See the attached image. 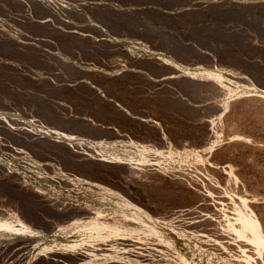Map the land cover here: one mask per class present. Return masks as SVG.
Masks as SVG:
<instances>
[{"label": "rangeland", "instance_id": "obj_1", "mask_svg": "<svg viewBox=\"0 0 264 264\" xmlns=\"http://www.w3.org/2000/svg\"><path fill=\"white\" fill-rule=\"evenodd\" d=\"M246 4V0H0V264H235L236 260L238 264H245L243 256H249L251 264H264L262 246L256 248L250 243L239 244L240 240L229 241L220 235H217L218 238L214 232L204 230L203 225L197 226L195 221L198 218L195 216L201 215L200 212L218 213L221 219H232L234 215L233 222L237 219L229 207L221 208L227 209L226 212L221 209L215 211L216 207H212L216 205L217 198L224 197L221 193L225 187L222 178L217 182L219 186L215 185L216 189H209L210 196H214L215 200L210 197L208 202L196 195L204 193L202 189L208 185V177L214 172L207 173L209 175L201 172V176L200 171L197 173L194 170L196 173L192 172V176L196 175L194 178H198V183L204 182L195 189L199 192L192 194L196 199L183 197V200L177 194L179 201L176 204L179 207L175 204H170L174 206L170 207L155 199L150 202L148 196L144 197L137 183L141 179L134 180L132 173L125 169L127 164L130 168H143L145 172L150 167L152 173L174 161L176 165H186L191 162L193 153L198 151L200 141L197 139L172 136V133L166 132L167 124L159 121L162 119L159 108L164 104V110L169 108L176 114L184 111L186 115L200 113L202 117L199 114L198 117L201 118L212 116L216 119V130H220L223 136L230 133L226 129L229 131L233 127V133L248 138L245 140L250 151L234 149L230 156H219L217 161L237 166V179L241 178L240 184L242 180L244 183H236L238 188L232 183L225 189L229 188L232 193L242 192L246 199L253 198L250 201L252 209L264 220V147H256L264 145L263 127L258 124L250 127L248 123L242 125L238 121L230 122L232 126L221 123L223 110L220 106L223 101L242 100L246 95L244 91L251 84H257L258 89L264 90L263 78L259 79L257 73L254 75L247 62L249 59L256 66L262 53L264 55L261 52L262 49L264 51V30H257L256 25L249 37L245 21ZM241 64L246 65L242 67ZM118 76L134 82L136 86L130 94L138 96L137 99L132 98V101L129 98L128 89V96H123L125 91H121L115 83ZM180 81H183L182 84ZM260 83L263 87L258 85ZM218 90L224 93L221 95ZM148 100L151 101L148 103ZM137 102L141 105L138 106ZM150 102H155L159 108L152 103L157 107L153 111L154 106ZM125 103L128 106L125 107ZM129 105L133 107L130 109ZM190 105L192 107L189 108ZM216 116H220L222 121L219 118L217 121ZM119 117L126 122H117ZM131 119L144 122L138 125L140 120L138 124L132 120L135 123L133 126L137 127L131 130L128 129ZM157 122H160L158 127ZM146 126L150 130L147 136L150 138L154 134L152 137L155 139L151 137L149 140L142 134L140 130ZM252 137L262 143L255 142ZM191 140L197 141V144L193 142L192 145ZM251 140L256 148H252L255 144ZM151 146L162 152L157 154ZM186 156L184 161L187 162H181ZM155 161L162 166L156 163L159 168L153 167L152 164L156 166ZM146 163L151 164L148 169L144 168ZM114 169L124 170L125 174L120 170L114 173ZM216 175L219 177V174ZM168 205L169 208H166ZM162 206L163 209H160ZM177 207L182 208L179 213H174L175 217L169 214L177 211ZM171 208L177 210L171 211ZM185 209L192 211L193 218L190 219L192 216L188 211L184 213ZM171 219L173 221L169 222ZM195 226L201 227V232ZM166 228L172 233L170 240L162 233ZM156 229L160 234L155 233ZM156 234L158 237H154ZM203 235H208L207 239ZM185 240L195 243L197 250L190 252L184 244ZM233 258L235 260L231 262Z\"/></svg>", "mask_w": 264, "mask_h": 264}, {"label": "bare ground", "instance_id": "obj_2", "mask_svg": "<svg viewBox=\"0 0 264 264\" xmlns=\"http://www.w3.org/2000/svg\"><path fill=\"white\" fill-rule=\"evenodd\" d=\"M236 1V0H235ZM246 2H247V4H246V29H247V32H248V35H249V37H251L250 36V34H252V32L253 31H255L254 30V28H255V26L257 25L258 26V28H257V30H261V31H263L264 30V0H246ZM245 7V6H244ZM256 29V28H255ZM258 31V32H259ZM256 33V32H255ZM254 33V34H255ZM243 34V33H242ZM259 34H261V33H259ZM262 34H263V32H262ZM259 36V35H258ZM256 38V37H255ZM246 39V38H245ZM250 40H251V38H249ZM254 39V38H253ZM253 39H252V41H253ZM257 39V38H256ZM249 40V41H250ZM248 41V40H247ZM248 41V42H249ZM259 41H261V40H259ZM251 42V41H250ZM248 45V44H247ZM263 45L264 44H262V47H263ZM243 46V45H242ZM241 47V46H240ZM244 48H245V46H244ZM243 48V49H244ZM240 49V48H239ZM256 49V48H255ZM259 49V48H258ZM239 51V50H238ZM258 51H260V50H258ZM251 52V51H250ZM261 52H264L263 51V49H262V51ZM259 53V52H258ZM254 54H256V53H254ZM182 55V54H181ZM258 55V54H257ZM183 56V55H182ZM249 57V56H248ZM257 57V56H256ZM259 57V56H258ZM264 55H263V53H262V56H261V59H260V61L257 63V65L255 66V64L252 62V61H250L249 59L247 60V62H248V67H250L251 69H252V71L253 72H255L254 73V75H256V73H257V75H258V77H259V79L260 78H263V80H264ZM232 60V59H231ZM163 61V60H162ZM224 61V60H223ZM237 62H239V61H237ZM125 64V63H124ZM176 64V63H175ZM227 64V63H226ZM253 64H254V66H253ZM120 65V64H119ZM123 65V64H122ZM242 65V64H241ZM245 65L246 64H243L242 65V67L244 66L245 67ZM131 67V66H130ZM219 67V66H218ZM129 68V67H128ZM118 69V68H117ZM249 70V69H248ZM212 71V70H211ZM245 71V70H244ZM243 71V72H244ZM250 71V70H249ZM248 71V72H249ZM252 72V73H253ZM124 73V72H123ZM225 73V72H224ZM246 73V72H245ZM227 74V73H226ZM231 74V73H230ZM151 75V74H150ZM153 75V74H152ZM172 75V74H171ZM182 75V74H181ZM186 75V74H185ZM192 75V74H191ZM214 75V74H213ZM225 75V74H224ZM169 76V75H168ZM172 76H174V75H172ZM119 77L120 76H118V78H116V79H118L117 80V82H115L116 83V85H118V87L120 88V90L121 91H125V92H122V93H124L123 94V96L125 95L126 97L128 96V94H130V92H132V90L134 89V87L136 86V85H134V82H131L132 80H130V81H126V80H124L123 78H127V77H120V79H119ZM195 77V76H194ZM202 77V76H201ZM236 77H238V76H236ZM153 78H155V77H153ZM175 78V77H174ZM223 78V77H222ZM176 79H178V78H176ZM190 79V78H189ZM192 79V78H191ZM190 79V80H191ZM199 79V78H198ZM242 79V78H241ZM252 79V78H251ZM258 79V80H259ZM195 80V79H194ZM193 80V81H194ZM200 80V79H199ZM205 80V79H204ZM247 80V79H246ZM250 80V79H249ZM197 81V80H196ZM195 81V82H196ZM242 81V80H241ZM260 81V80H259ZM170 82V81H169ZM181 82V84H182V82L183 81H180ZM194 82V83H195ZM200 82V81H199ZM207 82V81H206ZM209 82V81H208ZM243 82H244V80H243ZM254 82H255V80H254ZM107 83V82H106ZM216 83H218V82H216ZM234 83V82H233ZM257 83V82H256ZM136 84V83H135ZM197 84V83H196ZM211 84H212V80H211ZM222 84V83H221ZM247 84H248V82H247ZM246 84V85H247ZM139 85H141V84H139ZM185 85V84H184ZM194 85V84H193ZM202 85H204V84H202ZM218 85V84H217ZM258 85H262L261 83L260 84H258ZM209 85H206V87H208ZM221 86V85H220ZM233 86V85H232ZM242 86H243V84H242ZM256 86H257V84H256ZM256 86H252V84H251V86H246L247 88H246V90L244 91V94H246L245 96H243L244 98H242V100H237V102H236V100L235 101H231V100H225V101H223V105L222 106H220L221 107V109L223 110V121L219 118V117H217V121H219V119H220V121H222L221 123L222 124H224V123H228L229 125H230V122L232 123V122H234V121H238L239 123H241L242 125H244V124H249L250 125V127H251V125H259V126H261V127H263L264 128V90H261V89H258V87H256ZM177 87V86H176ZM226 87V86H225ZM262 87H263V85H262ZM111 88V87H110ZM210 88V87H209ZM211 88H212V86H211ZM213 88H215V87H213ZM259 88H261V87H259ZM127 89H128V91H129V93H128V91H127ZM131 89V90H130ZM169 89V88H168ZM204 89V88H203ZM218 89V88H217ZM220 89V88H219ZM138 91L140 90V89H137ZM137 90H134V91H137ZM225 90V89H224ZM196 91H198V90H196ZM202 91V90H201ZM215 91H216V89H215ZM218 91H220V90H218ZM140 92H141V90H140ZM140 92H137V93H139L140 94ZM179 92V91H178ZM177 92V93H178ZM183 92V91H182ZM181 92V93H182ZM206 92V91H205ZM208 92H209V90H208ZM120 94H121V92H119ZM127 95H126V94ZM134 93V92H133ZM143 93V92H142ZM141 93V94H142ZM155 93V92H154ZM167 93V92H166ZM180 93V92H179ZM201 93V92H200ZM220 93H221V91H220ZM219 93V94H220ZM222 93H224V92H222ZM222 93H221V95H222ZM232 93V92H231ZM190 94V93H189ZM203 94V93H202ZM205 94H207V92L205 93ZM204 94V95H205ZM211 94V93H210ZM218 94V93H217ZM218 94V95H219ZM135 95V94H134ZM154 95V94H153ZM178 95V94H177ZM184 95V94H183ZM194 95V94H193ZM197 95V94H196ZM209 95V94H208ZM211 95H216L215 93L214 94H211ZM130 96H132V97H130ZM160 96V95H159ZM182 96V95H181ZM180 96V97H181ZM232 96H234V95H232ZM237 96V95H236ZM114 97V96H113ZM126 97H124V99L126 98ZM138 97V96H137ZM137 97L136 96H133V94L131 95H129V98H133L134 100L135 99H137ZM141 97V96H140ZM140 97H139V99H140ZM161 97V96H160ZM192 97H194V96H192ZM196 97V96H195ZM242 97V96H241ZM129 98H127V100L129 99ZM176 98V97H175ZM191 98V97H190ZM216 98V97H215ZM239 98V97H238ZM133 99H132V101H133ZM148 99V98H147ZM157 100L158 99H160V98H156ZM188 99V98H187ZM192 99V98H191ZM196 99H198V96L196 97ZM199 99H200V97H199ZM214 99V98H213ZM235 99V98H234ZM237 99V98H236ZM126 100V101H127ZM161 100H163L162 98H161ZM200 100H202V98L200 99ZM147 101V100H146ZM149 101H151V100H148V103H149ZM206 101V100H205ZM125 102V101H124ZM171 102V101H170ZM202 102H204V100L202 101ZM211 101H209V103H210ZM216 102V101H215ZM218 102V101H217ZM128 103V102H127ZM130 103V102H129ZM133 103V106H134V102H132ZM139 102H137V104H138ZM141 103V102H140ZM138 104V106H140L141 104ZM152 103H155V102H152ZM151 102H150V105H153ZM159 103V102H158ZM165 103H167V100H166V102ZM212 103V102H211ZM156 104V103H155ZM219 104V103H218ZM124 105V104H123ZM132 105V104H131ZM131 105H129L130 106V109L133 107V106H131ZM146 105V104H145ZM148 105V104H147ZM165 105V104H164ZM164 105L162 106V107H164ZM126 106H128V105H126V103H125V107ZM137 106V105H136ZM138 106H137V110H138ZM154 107L152 108V110L154 111V109L156 108L157 109V107L159 108V106H157V104H156V106L155 105H153ZM167 106V105H166ZM211 107L210 108H212V105H210ZM123 107V106H122ZM121 107V108H122ZM135 107V106H134ZM152 107V106H151ZM161 107V106H160ZM159 108V109H161V111H160V113H163L164 111L166 112H171V113H169V114H167V115H163V114H160L159 112V117H162V119H158L159 121H161V123L162 122H165V124H167L166 126V128H168V130L166 131L167 133H169V134H171L172 133V136H173V134H175V135H177V136H179V137H184V138H187V137H191V138H193V139H197L198 141H200V142H198V143H200L199 144V147H198V151H196L195 153H193V157H192V155H190L189 154V156H191L192 158H191V162H189V163H186V165L185 164H180V165H183V166H180L179 164L178 165H176L175 163H177V162H173L172 164L170 163H167V166L165 165V166H163V167H161L160 169H157L156 171H152V173H150V163H146V166L144 167L145 169L147 168L148 169V167H149V171L147 170L146 172H145V170L142 168V167H140V168H142V169H137V168H130V167H128V164L126 165L127 167L125 168L123 165H121L122 167H124L126 170H128L129 172H131L132 173V176L134 177L133 179L135 180H137V179H141L140 181H137V183L139 184V187L141 188V190L143 191V193H144V197L145 196H148L149 198H150V202H151V200L152 199H155V200H157L158 202H161V203H165V204H175V207L176 206H178L176 203H178V201H179V196H177V194H179L180 195V197L181 198H183V197H185L186 199H189V200H192L193 198L194 199H196L194 196H192V194L194 195V193L193 192H195V194H196V191L197 190H195V189H198V187L199 186H201V185H199V184H202V185H204V182L202 181V182H197V180H198V178H194V176L196 177V175H194V176H192V174H194V173H198V171H200V175H201V172H204L205 174H207V173H209L210 172V174H212L211 172H214L213 173V175H209V174H207V175H209V177H208V185H204V186H206V187H204V189H202V190H204V193H197L196 195H198V197H200V199L202 198L203 200H208V202H209V199H210V197H212V196H210V191H209V189L210 188H214V189H216L215 187V185H217L218 184V186H219V184L220 183H217L218 182V180L220 179V178H222V180L225 182V187H224V189L221 191V193L223 192L224 193V197H221V198H217L218 199V201L216 202V205H214V206H212V207H216V210L215 211H218L219 209H221L222 207H224V209L226 208V207H229L228 209L229 210H231V209H233V212H235L234 214H235V218L237 217V219H236V221L235 222H233V220L232 219H234L233 218V216H231L232 217V219H230V217H229V219H221V217H219L218 216V213H217V215L216 214H211V213H204V214H202L201 212H200V214L201 215H197L196 214V216H198V217H196L195 216V218H198V220L197 221H195V222H198V224H197V226H201L202 227V225H203V227H204V230L205 229H208L207 231L208 232H210V231H212V232H214L215 234H216V237H218L217 235H220V236H224L225 238H227L229 241H230V239H233V240H240L239 242V244H241L242 242H244V243H250V244H252L254 247H256V248H261V246H262V250H263V252H264V220H263V218H262V216H260L261 218H259V216H257L256 215V213L254 212L255 211V209L253 210L252 209V205H251V203H250V201L251 200H253V198L250 200L249 198H247L246 199V195L245 196H243V195H241V193L239 194V191H238V193H232V192H230L229 190V188L228 189H225L226 187H229L232 183H237V184H239V185H242L244 182H243V180H242V184H240V179H237V173H236V171H235V169L237 168V166L235 167V164L234 163H230V162H226V161H222L223 163H219L217 160H218V157L219 156H230L234 151V149H238V150H240V149H247L248 151H250V149L251 148H249V146H247V140H245L246 138H244V137H240V135H237L238 133H233V131H232V129H233V127H232V129L230 130L229 129V131L226 129V131L227 132H230V133H228V135H222V133L220 134V130H216V129H218V128H216L215 126H216V124L217 123H215L214 121H216V119H213V117L212 116H210V117H212V119H210V117L209 118H201L202 116L200 115V113H198L201 117H198L199 115L198 114H195V112L194 113H188L187 115L185 114L186 112H184V111H181V112H179V110H181V109H179L178 110V114H176V112H174L173 113V111L171 110V109H169V108H165L166 110H164L163 108ZM190 107H192L191 105L189 106V108ZM94 109V108H93ZM124 109V108H123ZM126 109V108H125ZM128 109H129V107H128ZM129 109V110H130ZM146 109H148V108H146ZM155 109V110H156ZM173 109V108H172ZM188 109V108H187ZM200 109V108H199ZM122 110V109H121ZM182 110H184V109H182ZM190 110V109H189ZM197 110V109H196ZM206 110V109H205ZM207 110H209V109H207ZM211 110V109H210ZM122 111H124V110H122ZM122 111H118V113L120 112H122ZM131 111V110H130ZM151 111V110H150ZM219 111V110H218ZM126 112V111H125ZM132 112H134V111H132ZM136 112H138V111H136ZM187 112H191V111H187ZM203 112V111H202ZM208 112V111H207ZM206 112V113H207ZM146 113V112H145ZM149 113V112H148ZM216 113V112H215ZM185 114V115H184ZM202 114H204V112L202 113ZM208 114V113H207ZM105 115V114H104ZM152 115V114H151ZM212 115H213V112H212ZM219 115V114H218ZM156 116V115H155ZM109 117V116H108ZM116 117H118V115H116ZM121 117V116H120ZM119 117V119L120 120H118V118L116 119V121L118 122V121H121V122H126L125 120L123 121V119H121ZM148 117H150V116H148ZM154 117V116H153ZM123 118H126V117H123ZM219 118V119H218ZM134 119V118H133ZM133 119H131L130 120V122H132V120ZM145 119V118H144ZM146 119H148L147 117H146ZM153 119H155V117L153 118ZM111 120V119H110ZM127 120H129L128 118H127ZM140 120V119H139ZM139 120L137 119V121H134L135 123H139ZM141 122L138 124V125H140L142 122H144L143 120H140ZM128 123H126V124H124V125H126V126H128V124H129V121H127ZM146 122H148V121H146ZM166 122H168V123H166ZM120 123V122H119ZM135 123H130L129 124V126H128V129H134V128H136L137 127V125H135V126H133ZM219 123V122H218ZM147 123H145V125H146ZM149 124V123H148ZM151 124H154V123H151ZM164 124V123H163ZM164 124V125H165ZM160 125V122H157V127ZM219 125V124H218ZM235 125V124H234ZM242 125H241V127H242ZM220 126H221V124H220ZM230 126H232V125H230ZM247 126V125H246ZM152 127H155L154 125H152ZM162 127V126H161ZM161 127H159V128H161ZM239 127V126H238ZM253 127V126H252ZM150 128H151V125H150ZM158 128V129H159ZM225 128V127H224ZM229 128V127H228ZM249 128V127H248ZM256 128V127H255ZM257 128H258V126H257ZM263 128H261L262 130H264ZM157 129V130H158ZM162 129H165L164 127L162 128ZM241 129V128H240ZM244 129V128H243ZM246 129V128H245ZM259 129V128H258ZM103 130V129H102ZM156 130V129H155ZM225 130V129H224ZM253 130V129H252ZM256 130V129H255ZM129 131V130H128ZM141 132H142V134L144 135V136H147V135H149L150 134V130L148 129V126H146V127H142L141 128V130H140ZM154 131V130H153ZM161 131V130H160ZM165 131V130H164ZM163 131V132H164ZM248 131V130H247ZM257 131H261V130H257ZM141 132H139V134H141ZM224 132V131H223ZM234 132H236V131H234ZM245 132V131H244ZM111 133V132H110ZM155 133V132H154ZM159 133V132H158ZM103 134V133H102ZM163 133L161 132V135H162ZM165 134V133H164ZM168 134V135H169ZM240 134V133H239ZM242 134H243V131H242ZM257 134V133H256ZM138 135V134H137ZM152 135H154V134H152ZM152 135H150V138L152 137ZM161 135H158L159 137L161 136ZM166 135V139H168L167 138V134H165ZM164 135V136H165ZM249 135V134H248ZM260 135H262V134H260ZM157 136V137H158ZM241 136H244V135H241ZM246 136V135H245ZM250 136V135H249ZM248 136V137H249ZM254 136H257V135H254ZM259 136V135H258ZM139 137V136H138ZM142 137V135L140 136V138ZM148 137V136H147ZM162 137V136H161ZM175 138H176V136H174ZM173 137V138H174ZM149 137L147 138V139H149V140H151ZM153 139H155V137H152ZM191 138H188V139H191ZM244 138V139H243ZM142 139V138H141ZM143 139H145V140H147L146 138H144L143 137ZM158 139V138H157ZM248 139V138H247ZM250 139V138H249ZM251 139H253L254 140V138L252 137ZM262 139V138H261ZM149 140H147V142L149 143ZM187 140V139H186ZM140 141H143V140H140ZM153 141V140H152ZM156 141V140H155ZM177 141H178V139H177ZM182 141H183V139H182ZM249 141V140H248ZM255 142H260V143H262V142H264L263 141V139H262V142H261V140H259V139H257L256 140V138H255V140H254ZM130 142V141H129ZM146 142V143H147ZM170 142V141H169ZM180 142V144L179 145H181L182 144V142L181 141H179ZM191 142H192V140H191ZM193 142L194 143H196L195 142V140H193ZM193 142H192V145H193ZM247 142V143H246ZM251 142H252V140H251ZM135 143H137V142H135ZM160 143V142H159ZM186 143V142H185ZM187 143H189V141L187 142ZM253 143V142H252ZM252 143H250V144H252ZM127 144V143H126ZM129 144V143H128ZM151 144V143H150ZM183 144H184V141H183ZM182 144V145H183ZM197 144V143H196ZM253 144H255V143H253ZM141 145V144H140ZM149 145V144H148ZM154 145V144H153ZM160 145V144H159ZM181 145V146H182ZM138 146V145H137ZM147 146V145H146ZM168 146V145H167ZM252 146V145H251ZM250 146V147H251ZM254 146H256V144L255 145H253L252 146V148H256V147H260V149H262L263 147H264V145H261V146H259V145H257L256 147H254ZM151 147H153V146H151ZM180 147V146H179ZM178 147V148H179ZM185 147V146H184ZM188 147V146H187ZM118 148H120V147H118ZM146 148V147H145ZM147 148H149V150H150V146H147ZM161 148V147H160ZM167 148V147H166ZM153 150L154 149H156L155 147H153L152 148ZM181 149V148H180ZM188 149V148H187ZM157 150V149H156ZM190 150V149H189ZM195 150V149H194ZM197 150V149H196ZM264 150V149H263ZM150 151H152V150H150ZM155 151V150H154ZM251 151H253V150H251ZM257 150H255V152H256ZM158 152L160 153V152H162V151H159V150H157L156 151V153L158 154ZM188 152V151H187ZM152 153V152H151ZM167 153V152H166ZM171 153V152H170ZM236 153V152H235ZM239 153V152H238ZM251 153V152H250ZM253 153V152H252ZM155 154V153H154ZM157 154H155L156 155V157H157ZM161 154H163L164 155V153H161ZM241 154V153H240ZM255 154V153H254ZM130 155V154H129ZM155 155L153 156L154 158H155ZM179 155V154H178ZM160 156V155H159ZM171 156V155H170ZM174 156H176L175 154H174ZM247 156H249V154L247 155ZM253 156H255V155H253ZM252 156V157H253ZM163 156H161L160 158H162ZM181 156H178V159L180 158ZM236 157V156H235ZM244 157V156H243ZM252 157H250V158H252ZM257 157V156H256ZM255 157V158H256ZM139 158V157H138ZM159 158V159H160ZM164 158H166V157H164ZM169 158V157H168ZM186 158H187V156L186 157H183V160H180L181 162L182 161H184V160H186ZM264 158V157H263ZM158 158H156V160H157ZM169 159H171V161L172 160H174V159H172V157H170ZM169 159L168 160H164V159H162V160H164L165 162H167V161H169ZM176 159V158H175ZM178 159H177V161H178ZM181 159V158H180ZM230 159V158H229ZM227 160V159H226ZM241 160V159H240ZM255 160V159H254ZM259 160V159H258ZM128 161V160H127ZM142 161H144V160H142ZM164 161H163V163H164ZM170 161V162H171ZM247 161V160H246ZM251 161V160H250ZM257 161V160H256ZM256 161H254V162H256ZM69 162V161H68ZM179 162V161H178ZM184 162H187V161H184ZM260 162V161H259ZM264 162V161H263ZM151 163H153V161L151 162ZM156 163H157V165L159 164L160 166H162L161 164L162 163H158L157 161H155V165H156ZM180 163V162H179ZM244 163H246V162H244ZM87 164V163H86ZM97 164V163H96ZM166 164V163H165ZM237 164H239V163H237ZM236 164V165H237ZM242 164V163H241ZM108 165V164H107ZM106 165V166H107ZM118 165V164H117ZM148 165V166H147ZM157 165L156 166H154L153 164H152V166L153 167H157ZM158 165V166H159ZM187 167V166H190V167H192L191 169H193V171H191L190 170V167L188 168V169H186V168H184L185 166ZM257 165V164H256ZM264 165V164H263ZM106 166L105 167H103V168H106ZM113 166V165H112ZM116 166V165H115ZM119 166V165H118ZM143 166V165H142ZM151 166V168H153ZM238 166H240V165H238ZM244 166H246V165H244ZM253 166H255V165H252V167ZM261 166V165H260ZM93 167H94V165H93ZM96 167H98V165H96ZM111 167V166H110ZM109 167V168H110ZM138 167V166H137ZM257 167V166H256ZM263 167V166H262ZM100 168V167H99ZM102 168V169H103ZM109 168H108V170H109ZM119 168V167H118ZM157 168H159V167H157ZM240 168V167H239ZM78 169V168H77ZM115 169H116V167H115ZM113 170L114 171V173L115 172H118L119 170L121 171V169H119V170ZM154 169H156V168H154ZM261 169V168H260ZM264 169V168H263ZM194 170H197L196 172H194ZM259 170V169H258ZM262 170V169H261ZM85 171H87V170H85ZM111 171V170H110ZM253 171H254V169H253ZM88 172V171H87ZM101 172V171H100ZM103 172V171H102ZM106 172V174H107V171H105ZM123 174H125V171L123 170V171H121ZM127 172V171H126ZM150 173V174H148V175H146V173ZM193 172V173H192ZM217 174H219L218 176L219 177H217V175H216V173ZM263 172V171H262ZM92 173V172H91ZM97 173V172H96ZM104 173V172H103ZM128 173V172H127ZM131 173H128V175L129 174H131ZM192 173V174H191ZM242 173V172H241ZM245 173V172H244ZM253 173V172H252ZM259 173H260V171H259ZM102 174V173H101ZM117 175H118V173H116ZM214 174H215V176L218 178H214L215 176H214ZM95 175V174H94ZM116 175V176H117ZM119 175H122L121 173H119ZM198 175V174H197ZM243 175V174H242ZM246 175H248V174H246ZM250 175H251V173H250ZM104 176V175H103ZM131 176V177H132ZM201 176H203V174L201 175ZM94 177V176H93ZM96 177H97V174H96ZM99 177V176H98ZM97 177V178H98ZM198 177V176H197ZM205 177V176H204ZM242 177V176H241ZM255 177V176H254ZM258 177V176H257ZM95 178V177H94ZM106 178H107V176H106ZM109 178V177H108ZM120 178V177H119ZM122 178V177H121ZM120 178V179H121ZM130 178V177H129ZM244 178V177H243ZM102 179H104V178H102ZM123 179V178H122ZM207 179V178H206ZM250 179V178H249ZM99 180V179H98ZM106 180V179H105ZM127 180V179H126ZM125 180V181H126ZM132 180V179H131ZM237 180L239 181V183L237 182ZM252 180V179H251ZM258 180H259V177H258ZM102 181V180H101ZM107 181V180H106ZM115 181V180H114ZM118 181H120V180H118ZM128 181V180H127ZM219 181H221V180H219ZM248 181V180H247ZM255 181H257V180H255ZM122 182H123V180H122ZM128 182H130V181H128ZM249 182V181H248ZM247 182V185H249V183ZM252 182V181H251ZM262 182V181H261ZM111 184V183H110ZM131 184V183H130ZM188 184H190V185H188ZM222 184V183H221ZM237 184H236V186H237ZM245 184H246V182H245ZM251 184V183H250ZM253 184V183H252ZM251 184V185H252ZM255 184V183H254ZM257 184H258V182H257ZM259 184H260V182H259ZM105 185V184H104ZM234 185V184H233ZM232 185V186H233ZM250 185V186H251ZM96 186V185H95ZM94 186V187H95ZM125 186V185H124ZM126 186H127V184H126ZM133 186V185H132ZM135 186H137V185H134V187ZM190 186H193V187H195V188H191ZM221 186V185H220ZM262 186V185H261ZM103 187V186H102ZM107 187V186H106ZM233 187H235V185L233 186ZM244 187H245V185H244ZM131 187H129V189H130ZM136 188H138V187H136ZM135 188V189H136ZM220 189H221V187H219ZM237 188H238V186H237ZM247 188V187H246ZM255 188V187H254ZM258 188V187H257ZM256 188V189H257ZM122 189V188H121ZM195 190V191H192V190ZM200 189V188H199ZM236 189V188H235ZM242 189H243V186H242ZM248 189V188H247ZM122 190H124V189H122ZM122 190H120V191H122ZM134 190V189H133ZM233 190V189H232ZM251 190V189H250ZM250 190H249V192H250ZM258 190V189H257ZM142 191H141V193H142ZM209 191V192H208ZM227 191H229V192H227ZM243 191V190H242ZM247 190L245 189V192H246ZM93 192V191H92ZM99 192V191H98ZM101 192V191H100ZM108 192H109V190H108ZM129 192V191H128ZM135 192V191H134ZM197 192H199V191H197ZM212 192V191H211ZM249 192H247V193H249ZM253 192V191H252ZM96 193V192H95ZM102 193V192H101ZM101 193H100V195H101ZM140 193V194H141ZM142 193V194H143ZM243 193H244V191H243ZM258 193V192H257ZM261 193V192H260ZM107 194V193H106ZM119 194V193H118ZM253 194V193H252ZM259 194V193H258ZM263 194V193H262ZM139 195V194H138ZM211 195H212V193H211ZM216 195V194H215ZM221 195V194H220ZM140 197H142L141 195H139ZM221 196H223V195H221ZM253 196V195H252ZM254 196H256V195H254ZM137 197V196H136ZM147 197V199H149ZM214 197V196H213ZM212 197V198H213ZM257 197H259V196H257ZM256 197V198H257ZM101 198H103V197H101ZM129 198V197H128ZM255 198V199H256ZM260 198H261V196H260ZM105 199V198H104ZM107 199V198H106ZM117 199V198H116ZM185 199V200H186ZM214 199V198H213ZM263 199V198H262ZM183 200H184V198H183ZM183 200H181V202L183 201ZM215 200V199H214ZM258 200H260L259 198H258ZM104 201V200H103ZM115 201V200H114ZM188 201V200H187ZM197 201V200H196ZM211 201H213V200H211ZM255 201V200H254ZM253 201V202H254ZM145 202H147L146 200H145ZM154 202H156V201H154ZM214 202V201H213ZM212 202V203H213ZM65 203V202H64ZM116 204H117V202H115ZM157 203V202H156ZM184 203V202H183ZM190 203H192L191 201H190ZM204 203H205V201H204ZM106 204V203H105ZM131 204V203H130ZM137 204V203H136ZM135 204V205H136ZM158 204V203H157ZM186 204H188V203H186ZM185 204V205H186ZM193 204V203H192ZM191 204V205H192ZM197 204H198V202H197ZM118 205H120V204H118ZM146 205V204H145ZM151 205V204H150ZM160 205V204H159ZM169 205L168 206H166V208L168 207L169 208ZM205 205V204H204ZM210 205V204H209ZM213 205V204H212ZM67 206V205H66ZM73 206H75V205H73ZM101 206H103V205H101ZM121 206V205H120ZM124 206V205H123ZM129 206V205H128ZM138 206V205H137ZM187 206V205H186ZM207 206H208V204H207ZM259 206V205H258ZM262 206V205H261ZM139 207V206H138ZM151 207V206H150ZM155 207H157V205L155 206ZM170 207H174L173 205H170ZM179 207V206H178ZM178 207H177V209H178ZM199 207V206H198ZM70 208V207H69ZM73 208V207H72ZM75 208V207H74ZM73 208V209H74ZM80 208V207H79ZM134 208H136V207H134ZM157 208H159V207H157ZM182 207H180L179 209H181ZM185 208V207H184ZM211 208V207H210ZM231 208V209H230ZM97 209V208H96ZM141 209H144V208H141ZM146 209V208H145ZM160 209H163V206H162V208L160 207ZM174 209H176V208H171V211L172 210H174ZM176 209V210H177ZM179 209L177 210V211H175V212H171V213H169V214H176V212H178L179 211ZM189 209V208H188ZM201 209V208H200ZM215 209V208H214ZM213 209V210H214ZM222 210V211H224V212H226V210ZM261 209V208H260ZM78 210H81V209H78ZM119 210V209H118ZM126 210V209H125ZM157 210V209H156ZM155 210V211H156ZM164 210H165V208H164ZM163 210V211H164ZM192 210V209H191ZM220 210V211H221ZM133 211L134 210H132V214H133ZM139 211V210H138ZM143 211H145V210H143ZM162 211V210H161ZM185 211H188L187 209H185L184 210V213H185ZM189 211H190V209H189ZM188 211V212H189ZM195 211V210H194ZM194 211H193V213H194ZM59 212V211H58ZM131 212V211H130ZM150 212V211H149ZM168 212H169V210H168ZM196 212H198V211H196ZM195 212V213H196ZM209 212V211H208ZM219 212V211H218ZM227 212H230V211H227ZM231 212H232V210H231ZM233 212H232V214H233ZM100 213H101V211H100ZM103 213H104V211H103ZM135 213V212H134ZM145 213V212H144ZM144 213H142V211H141V214H144ZM155 214H156V212H154ZM157 213H158V211H157ZM167 213V212H166ZM179 213V212H178ZM189 213H191V215L190 216H192V211L191 212H189ZM221 213H223V212H221ZM264 213V212H263ZM90 214V213H89ZM106 214V213H105ZM115 214V213H114ZM165 214V213H164ZM175 214H174V217H175ZM180 214H181V212H180ZM226 214V213H225ZM231 214V215H232ZM95 215V214H94ZM97 215V214H96ZM103 215V214H102ZM129 215V214H128ZM145 215V214H144ZM143 215V216H144ZM158 215V214H157ZM185 215V214H184ZM183 215V216H184ZM186 215H187V213H186ZM222 215H224V214H222ZM227 215V214H226ZM230 214L228 213V216H229ZM87 216V215H86ZM118 216V215H117ZM116 216V217H117ZM122 216V215H121ZM124 216V215H123ZM126 216V215H125ZM136 216V215H135ZM139 216H140V212H139ZM150 216V215H149ZM165 216V215H164ZM177 216H178V214H177ZM92 217H93V215H92ZM131 217V216H130ZM137 217H138V215H137ZM136 217V218H137ZM141 217V216H140ZM155 217V216H154ZM157 217V216H156ZM168 217V216H167ZM173 217V216H172ZM188 217V216H187ZM96 218V217H95ZM118 218V217H117ZM132 218V217H131ZM135 218V219H136ZM139 218V217H138ZM143 218V217H142ZM149 218H151V217H149ZM177 218H179V216L177 217ZM191 218H193V216L192 217H190V219ZM160 219V218H159ZM162 219V218H161ZM180 219H181V217H180ZM187 219V218H186ZM134 220V219H133ZM137 220V219H136ZM182 220L183 221H185V222H188V221H186V220H184L183 219V217H182ZM196 220V219H195ZM116 221V220H115ZM149 221V220H148ZM161 221V220H160ZM160 221H157V222H160ZM165 221V220H164ZM169 221V220H168ZM167 221V222H168ZM171 221H173L172 219L169 221V222H171ZM190 221V220H189ZM199 221H200V223H199ZM232 221V222H231ZM152 222V221H151ZM175 222L177 223L178 222V220L176 221L175 220ZM181 222V221H180ZM185 222H184V224H185ZM134 223V222H133ZM138 223V222H137ZM141 223V222H140ZM165 223V222H164ZM173 223V222H172ZM189 223V222H188ZM192 223V222H191ZM194 223V222H193ZM202 223V224H201ZM154 224V223H153ZM175 224V223H174ZM187 224V223H186ZM143 225V224H142ZM148 225V224H147ZM176 225H179V224H176ZM181 225V224H180ZM189 225V224H188ZM190 225H192V224H190ZM195 225H196V223H195ZM164 226V225H163ZM167 226V225H166ZM170 226H173V225H170ZM192 226H194V225H192ZM191 226V227H192ZM197 226H195L196 228H199V227H197ZM128 227V226H127ZM168 227V226H167ZM174 227H176L175 225H174ZM185 227V226H184ZM200 227V228H201ZM120 228V227H119ZM126 228V227H125ZM133 228V227H132ZM140 228V227H139ZM181 228V227H180ZM187 228V227H186ZM190 228V227H189ZM188 228V229H189ZM200 228L198 229V231H200ZM134 229V228H133ZM143 229V228H142ZM154 229V228H153ZM194 229V228H193ZM171 230H172V228H171ZM195 230V229H194ZM202 230V229H201ZM115 231V230H114ZM185 231V230H184ZM193 231V230H192ZM207 231H205V233L207 232ZM129 232V231H128ZM153 232H154V230H153ZM157 232V229L155 230V233ZM201 232V231H200ZM207 232V233H208ZM144 233H146V232H144ZM162 233H164V235H165V237H166V239L167 240H170V239H172V233L166 228V229H164V231L162 232ZM191 233V232H190ZM157 234H160L159 232H157ZM157 234L154 236V237H156L157 236ZM210 234V233H209ZM215 234H214V236L213 237H215ZM118 235V234H117ZM136 235V234H135ZM139 235V234H138ZM199 235V234H198ZM212 235H213V233H212ZM149 236H151V237H153L152 235H149ZM180 236V235H179ZM204 236V235H203ZM115 237V236H114ZM153 237V238H154ZM158 237V236H157ZM183 237V236H182ZM206 237V239H207V237H208V235L206 236H204V238ZM203 238V237H202ZM219 238V237H218ZM218 238H217V240H218ZM147 239V238H146ZM146 239L144 240V241H146ZM223 239V238H222ZM196 240H197V238H196ZM195 240V241H196ZM159 241H161V240H159ZM153 242V241H152ZM157 242V241H156ZM198 242V241H197ZM196 242V243H197ZM213 242V241H212ZM235 242V241H234ZM237 242V241H236ZM145 243V242H144ZM151 243V242H150ZM155 243V242H154ZM161 243V242H160ZM220 243V242H219ZM222 243H225L224 241L222 242ZM153 244V243H152ZM167 244V243H166ZM184 244H185V246H186V248L190 251V252H194V251H196L197 250V246L195 245V243H189L187 240H185L184 241ZM218 244V243H217ZM227 244H230V243H227ZM155 245H158V244H155ZM162 245H164V244H162ZM214 245V244H213ZM219 245V244H218ZM164 246H166V245H164ZM201 246V245H200ZM206 246V245H205ZM223 246H226V245H223ZM228 246V245H227ZM232 246V245H231ZM246 246V245H245ZM145 247H148V246H145ZM212 246H210V248H211ZM221 247V246H220ZM219 247V248H220ZM171 249H172V247H170ZM205 248V247H204ZM250 248H252V247H250ZM141 249V248H140ZM155 249V248H154ZM157 249V248H156ZM163 249V248H162ZM167 249V248H166ZM213 249V248H212ZM234 249V248H233ZM236 249V248H235ZM240 249V248H239ZM255 249V248H254ZM254 249H252L253 251H254ZM158 250H160V249H158ZM170 250V249H169ZM210 250V249H209ZM228 250V249H227ZM231 250H232V248H231ZM242 250V249H241ZM241 250H239V251H241ZM164 251H167V250H164ZM201 251V250H200ZM219 251V250H218ZM217 251V252H218ZM238 251V250H237ZM162 252V251H161ZM189 252V253H190ZM222 252V251H221ZM226 252V251H225ZM247 252V251H246ZM250 252V251H249ZM262 252V253H263ZM163 253V252H162ZM168 253V252H167ZM227 253V252H226ZM260 253V252H259ZM261 253V254H262ZM210 254V253H209ZM209 254H204L205 255V257H208L209 256ZM221 254V253H220ZM236 254V253H235ZM244 254H246V253H244ZM244 254H242V255H244ZM249 254V253H248ZM253 254V253H252ZM260 254V257L262 258V255ZM172 256H173V254H171ZM177 255V254H176ZM196 255V254H195ZM247 255V254H246ZM215 256V255H214ZM220 256V255H219ZM223 256V255H222ZM221 256V257H222ZM145 257V256H144ZM173 257H175V256H173ZM172 257V258H173ZM225 257H226V255H225ZM231 257H232V255H231ZM239 257V256H238ZM244 258V263L245 264H251V262H250V258H249V256H243ZM255 257V256H254ZM257 257V256H256ZM184 258V257H183ZM182 258V259H183ZM259 258V257H258ZM261 258H260V260H261ZM144 259V258H143ZM163 259H165V258H163ZM176 259V258H175ZM203 259H207V258H203ZM223 259V258H222ZM167 260H170V258L169 259H166V261ZM174 260V259H173ZM210 260V259H209ZM233 261H231V262H234V258L232 259ZM259 260V261H260ZM262 260H264V257L262 258ZM150 261V260H149ZM181 260H179V262H180ZM183 261V260H182ZM239 261V260H238ZM257 262H258V260H256ZM139 262H141V261H139ZM237 262V260L235 261V264H238V263H236ZM241 262V261H240ZM151 263V262H150ZM162 263V262H161ZM198 263V262H197ZM211 263V262H210ZM218 263V262H217ZM225 263V262H224ZM227 263V262H226ZM263 263V262H262ZM172 264H173V262H172ZM180 264V263H179ZM206 264V263H205ZM255 264H256V262H255Z\"/></svg>", "mask_w": 264, "mask_h": 264}]
</instances>
